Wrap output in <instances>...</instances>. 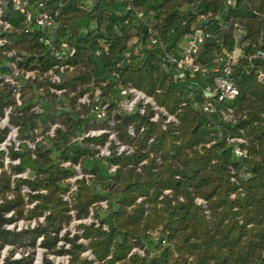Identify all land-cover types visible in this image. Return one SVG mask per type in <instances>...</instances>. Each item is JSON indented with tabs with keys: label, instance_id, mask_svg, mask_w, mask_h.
Returning <instances> with one entry per match:
<instances>
[{
	"label": "trees",
	"instance_id": "obj_1",
	"mask_svg": "<svg viewBox=\"0 0 264 264\" xmlns=\"http://www.w3.org/2000/svg\"><path fill=\"white\" fill-rule=\"evenodd\" d=\"M46 2L57 12L59 23L51 43L59 47L65 42L73 48L66 60L73 70L58 85L65 89L60 96L49 93L48 82L34 79L14 91L0 79V115L10 107L8 121L17 128L20 141L18 149L11 145L8 152L18 163L5 168L0 151V249L24 236L34 246L41 236L44 264H51L47 253H66V264H264V77L258 78L264 61L247 57L264 50V0H234L231 6L226 0ZM200 19L208 22L201 24ZM8 20L11 29L0 31V38L7 40L0 53L14 50L20 70L42 73L56 64L49 44L40 40L47 32L35 29L25 34L22 16L10 9ZM224 23L227 27H222ZM195 30L210 34L200 50L201 62L230 52L236 43L241 49L233 67L238 95L217 103L211 116L201 110L203 88L211 85V77L186 72L174 79L162 65L165 53L180 56ZM152 32L157 43L124 56L136 48L132 41L139 39L145 46ZM8 59L0 54V64ZM118 82L150 96L178 124L169 121L162 127V122L150 120L148 107L143 114L137 109L119 113L116 135L122 142H134V149L118 154L112 144L108 155H99L96 146L104 142L106 133L81 140L78 136L86 123L104 119H93L89 106L74 107L71 99L98 89L101 98L112 101ZM227 108L233 113L230 121ZM57 120L63 125L53 137L35 141L33 131L40 124L44 128ZM210 131L215 132L212 143ZM5 133L6 129L0 130V141ZM227 136L244 138L246 157L234 153ZM27 141L34 142L33 150ZM75 165L91 176L76 179L66 201L62 195L69 190ZM110 165L114 170L109 171ZM25 170L26 178L12 176ZM21 186L29 189L26 209ZM102 200L106 208L99 205ZM89 209H94L96 222L81 223L80 234L65 232L59 237L72 210L79 219L88 217ZM20 219L33 220L35 225L20 231L6 228ZM60 239L63 243L57 248ZM134 246L141 252L132 251ZM86 249L92 260L82 256ZM22 259L23 255L19 259L10 255L1 264H20Z\"/></svg>",
	"mask_w": 264,
	"mask_h": 264
},
{
	"label": "built area",
	"instance_id": "obj_2",
	"mask_svg": "<svg viewBox=\"0 0 264 264\" xmlns=\"http://www.w3.org/2000/svg\"><path fill=\"white\" fill-rule=\"evenodd\" d=\"M233 3L234 0H226L225 2L226 6H231ZM126 8H131V5L128 3L126 5ZM9 9L18 12L22 16L21 30L25 34H31L35 29L41 32H47V34L43 38H40V40L45 44H49L50 52L52 54V57L56 61V64L42 73H40L38 69L20 70L17 62L19 57L17 56L16 52L14 50H2L0 54L8 57L9 59L6 62L0 64V66L8 65L10 70L7 73L0 71V79H2L6 83H9L13 87L14 91L16 89H19L22 83L26 84L28 81H33L34 79H37L43 83L48 82L47 89L49 93L60 96L65 91V89L62 87H58V85L63 81L64 77L71 74L73 70L72 66H70L66 62L68 57L72 54L73 48H70L65 42H63L59 47H56L51 43L52 36L56 32L55 30L59 24L56 19L57 12H52L51 9H49L46 0H0L1 32H7L11 29V23L8 20ZM227 25L228 23H224L222 24V27H227ZM233 26L238 27V24L233 23ZM237 35H239L238 37L241 36L239 31L237 32ZM208 37H210L209 33H205L201 30H195L188 36L186 45L182 47L180 56L177 58L174 55L165 53L164 57L162 58V65L168 70L172 71L174 79L184 77L186 72H189L190 74H199L203 77H211V85H207L203 88V96L205 100L201 105V110L207 115L211 116L216 111L217 103L232 101L238 95V88L234 84L233 67L237 64L241 56V49L238 43H236L230 52L226 54H216L208 63L201 62L199 60L200 50ZM5 42H7L5 38H0V45H3ZM157 42V34L155 32H152L149 36V42L145 46L139 39L132 41V43H136V48L133 50V52L126 51L124 53V56L129 57L131 53L137 54L142 50L143 47L147 48L151 44H155ZM42 55L43 54H41L40 56L37 55L36 59L38 60ZM247 57L248 59H260L264 61V50L257 49ZM18 75H21L20 80L16 79ZM263 77L264 72L262 70H258V78L261 80ZM116 89L119 101L124 99L123 104L125 108H122V112H131L134 109H137L140 114H143L148 107V109L151 111L150 120L162 122V127H165V124L169 121H172L174 125L178 124L177 119L173 115L167 114L166 111L163 108H160L150 96H147L136 88L132 86H123L120 82H118ZM40 90L41 89H39V91ZM109 101L110 100L108 98H101V91L98 89H95L91 93H83L77 98V102L80 106L85 105L90 107L89 111L92 114L93 119L95 120H101L106 116L110 104ZM193 106L198 105L196 104V102H194ZM36 107L37 105L32 107V109ZM9 113L10 107H6L3 109L2 115H0V130L6 129L4 138L2 141H0V151H3V163L5 168H7V164L9 163H18V159L12 160L8 157V152L9 146L11 145L13 146V149H18V144L20 142L16 136L17 128L11 125L8 121ZM162 115H164L165 118H162ZM226 115L228 121L232 120L233 113L230 108H227ZM207 126H211V121L208 122ZM58 127H60L58 124L50 125L47 131H45V134L53 137L55 129ZM128 132L132 137L135 135L131 126L128 127ZM102 133L106 132L84 131L81 135L78 136V139L81 140L83 139V137L87 136H98ZM214 135L215 132H209L208 137L211 139L209 141L210 143L213 142ZM42 137L43 135H40V137H35V141L41 140ZM112 137L113 135H110V138ZM226 141L233 144V150L237 156H247L246 149L242 147V145L245 143L243 137L227 136ZM27 144L32 150L34 149V142L30 143L27 141ZM97 148L100 155H108L110 153L109 150L104 154L103 149H100L99 147ZM115 151L118 154L123 151H125L126 153L130 152L129 150H125L124 147H121V149L118 150L115 149ZM67 164L68 163H66L65 165ZM74 169L76 175H73L72 179L70 178L71 184L69 190L62 195V198L66 201H69V192L75 189V180L81 178H85L86 180H88V178L91 176L90 174H83L78 165H75ZM12 176L26 178L28 176V171L25 170L22 172L13 173ZM231 180H233V178H231ZM21 189L22 192H29V189L26 186H21ZM41 192L44 191L41 190ZM197 203H201V200L197 199ZM32 205L33 203H31L29 206ZM10 214L11 212L8 213V215ZM45 214L46 212H44V215ZM90 214H92V212H89V215ZM44 215L38 218L39 222H43ZM22 221L25 222L22 219L11 222L6 225V228L13 229L15 227L16 230L20 231L27 228V226L33 227L35 225V222L33 220V223L31 225H27V222H25L26 224H23ZM94 222H96V220H94ZM38 238L40 245L42 237L39 236ZM6 248L7 246H5V248L0 253V264L7 256H10L6 253ZM41 249L45 253L46 249L43 247ZM87 251L91 253L90 250ZM46 255H48L47 257L49 260L51 259L53 261V264H59V262L66 264L68 262V255L62 256L60 261L59 258L54 256L53 254L47 253ZM21 256L19 255L18 257L16 254H12L11 258L19 259ZM41 256L42 253L39 251L37 253L36 261H34L33 264H38L40 262Z\"/></svg>",
	"mask_w": 264,
	"mask_h": 264
},
{
	"label": "rangeland",
	"instance_id": "obj_3",
	"mask_svg": "<svg viewBox=\"0 0 264 264\" xmlns=\"http://www.w3.org/2000/svg\"><path fill=\"white\" fill-rule=\"evenodd\" d=\"M79 85V84H78ZM79 88H80V85L79 86H77L76 85V92L77 93H79ZM83 94V93H82ZM81 94V95H82ZM30 95V93L29 92H26L25 93V96L26 97H28ZM81 95H79V96H81ZM78 96V97H79ZM111 96V95H110ZM77 97V98H78ZM47 98V99H46ZM46 98H44V99H46L47 101H48V97H46ZM76 98V97H75ZM77 98L76 99H71V105L72 106H74V107H76L77 106V108H79V104H78V102H77ZM110 99H111V97H110ZM124 100V99H123ZM123 100H121V101H119V98H118V96H116V97H113V100L112 101H114L113 103H111L112 101L110 100L109 102H110V104H109V107H108V110H107V114H106V116L103 118L104 120L103 121H105V122H98V123H92V124H90L89 122L88 123H86V126H84L85 127V129H84V131H105L106 132V134H107V136H106V138H105V140H104V142L103 143H101V144H98V146H96V148L97 147H99L100 149H103V152H104V154L107 152V151H109L110 150V146L113 144L114 146H115V149L116 150H118V149H121V147H124V149L125 150H129L130 152L134 149V142H131V140H128V141H120L119 139H118V137H117V135H116V131H115V127H114V123H116L117 122V120H116V115L117 114H119V113H122V108H125L124 107V104H123ZM50 103H52V102H50ZM73 103H74V105H73ZM70 105V104H69ZM68 105V106H69ZM62 107H64V108H68V107H66L65 105H63V103H62ZM69 108H71V106H69ZM65 111V110H64ZM83 114H84V111L82 112ZM82 114V115H83ZM66 116V114H63V116L62 115H60L59 116V118L61 119V118H63V117H65ZM47 124V123H46ZM52 124H58L60 127H62V123H60V121H55V122H51L50 124H48V125H46L44 128H43V125L42 124H40L39 125V127L36 129V130H34L33 131V134H34V136L35 137H40V135H43V137L44 136H48V137H50L49 135H46L45 134V131H47V129L49 128V126L50 125H52ZM54 135H55V133H54ZM53 135V136H54ZM110 135H113V137L112 138H110ZM4 136V135H3ZM43 137L41 138V140H39V141H43L44 139H43ZM30 143H33V142H30ZM98 154H99V151H98ZM100 155V154H99ZM67 162H62L61 164H66ZM141 164H142V162H140V163H138L136 166H137V170H139L140 169V167H141ZM63 165V166H64ZM68 165V164H67ZM113 167L115 168V166L114 165H110L109 166V171H112V170H114L113 169ZM82 172V171H81ZM76 173V172H75ZM73 174L74 176L76 175V174ZM83 173V172H82ZM84 174V173H83ZM82 174V175H83ZM86 174H88V173H86ZM73 175L71 176V179H72V177H73ZM85 177V176H84ZM21 191H22V189H21ZM22 194H23V196H24V201H25V208L24 209H26V200H27V195H26V191H23L22 192ZM139 200V198L136 200V201H138ZM71 205V204H70ZM99 205L101 206V207H104V208H106V206H107V204H106V201L105 200H102V201H100L99 202ZM93 210L94 209H89V212H92L93 213ZM24 212H25V210H24ZM73 212V213H72ZM71 215H72V217H71V219H70V221H69V223L67 224V225H65L64 226V228L62 229V231L60 232V236L59 237H62V234H64L65 232H69V235L68 236H72L73 234H75V233H77V234H80L82 231H81V228H80V224L81 223H90V222H92V221H94L95 219L92 217V214H90L88 217H83V218H76L75 217V211L74 210H72L71 212ZM25 221V220H24ZM25 222H27V225H31L32 223H33V221H25ZM25 222H23L22 221V223L23 224H26ZM103 228L104 229H106V226H103ZM26 236H24L23 238H22V240H18V242H15V244H6L5 246H7V248H6V253L7 254H9V255H12V254H16L18 257H19V255L21 256V255H23L24 256V259H22L21 260V263L20 264H28L29 263V258H31L32 257V260H31V264H33L34 263V261H36V258H37V253L40 251L41 253H42V256H41V258H40V262L38 263V264H44V260H43V254H44V252L42 251V247L39 245V238H37L36 239V241H35V243H34V246H31L30 244H29V241H28V239H27V237L25 238ZM80 241H82V242H84V243H86V241H84V240H82V239H79ZM63 243V240L62 239H60L58 242H57V245H56V247L58 248L59 247V245H61ZM5 246L4 247H2V249L0 250V253H1V251L5 248ZM87 250H89V249H86L85 251H83L82 252V256H84V257H86V259H89V260H92L94 257H93V255L91 254V253H89V251H87ZM87 251V252H86ZM132 251H138V252H141V250H138V248H137V246H134L133 248H132ZM48 254H53L54 256H56L57 258H59V261H60V259H61V257L62 256H65V255H67L66 253H63V254H57V253H48ZM48 255H46V258H48L47 257ZM64 260V259H63ZM50 262H51V264H53V261L50 259ZM59 264H63V263H61V262H59ZM94 264H101L100 262H97V261H95L94 262Z\"/></svg>",
	"mask_w": 264,
	"mask_h": 264
},
{
	"label": "water",
	"instance_id": "obj_4",
	"mask_svg": "<svg viewBox=\"0 0 264 264\" xmlns=\"http://www.w3.org/2000/svg\"><path fill=\"white\" fill-rule=\"evenodd\" d=\"M199 22L201 23V24H205V23H207L208 22V20H204V19H200L199 20ZM239 35H237V37H238ZM9 66L8 65H1L0 66V71L1 72H9ZM159 241H161V237H159Z\"/></svg>",
	"mask_w": 264,
	"mask_h": 264
}]
</instances>
